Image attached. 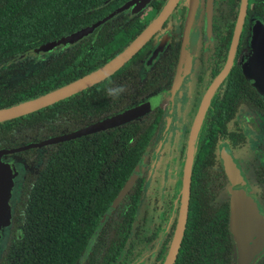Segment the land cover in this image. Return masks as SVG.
<instances>
[{
  "label": "flooded vegetation",
  "instance_id": "1",
  "mask_svg": "<svg viewBox=\"0 0 264 264\" xmlns=\"http://www.w3.org/2000/svg\"><path fill=\"white\" fill-rule=\"evenodd\" d=\"M130 1L105 0L103 4H116L101 18L118 7L128 5L85 36L93 34L99 26L111 20L120 21L116 25L118 32L126 27L132 29V32H141L156 22L167 2L135 0L130 4ZM241 4L242 0H177L142 47L119 68L121 70L124 67L121 73L125 89L138 94L147 87L150 91L145 93L142 100L150 97L159 99L147 112L157 110L160 123L148 151L140 156H143V168L133 184L143 177L144 189L136 209L131 206L118 207L128 190L101 223L102 216L114 198L103 209L100 192L97 190L101 177L81 176L83 180L92 178L97 184H86L82 202L77 204L75 214L76 209L63 208L66 216L74 221L61 224L68 228L67 245L63 247L66 249L64 255L68 256L72 264H164L170 248L166 250L170 226L179 213L186 150L201 108L203 113L194 142L193 164L197 148L207 146L213 150L208 163L215 173L224 176L226 180L216 200L228 197V228V180L223 164L226 154L244 173L264 215V96L256 90L243 71L256 44L264 40V0H246L232 60L226 74L214 84L227 66ZM57 47L60 46L53 45L40 56L55 52ZM183 47H186V51L182 54ZM184 54L188 56L186 66L182 65L181 60ZM26 58L32 57L21 60ZM31 64L21 63L17 70L22 72L30 69ZM133 100L130 99L126 107L134 105ZM60 133L70 131L62 130ZM165 151L171 153L166 154ZM0 159L10 162L14 167L8 198L9 221L0 231V264H7L11 256L5 254L3 258V253L12 242L11 237L13 244L20 239L22 219L16 214L21 213L22 201L27 196L26 172L31 166L35 171L40 161L33 160L27 168L22 162L25 159L15 152L2 153ZM180 172L181 183L178 187ZM131 213L135 214L134 217ZM45 217H49V213ZM50 219V226H56L53 218ZM48 226L46 223L45 228ZM39 227L33 219L34 250L40 242ZM47 235L48 241L53 242L51 235ZM51 246L48 245L49 248ZM262 256L257 257V260Z\"/></svg>",
  "mask_w": 264,
  "mask_h": 264
},
{
  "label": "trees",
  "instance_id": "2",
  "mask_svg": "<svg viewBox=\"0 0 264 264\" xmlns=\"http://www.w3.org/2000/svg\"><path fill=\"white\" fill-rule=\"evenodd\" d=\"M104 1L0 0V108L49 92L95 70L143 31L132 32L126 27L118 32L116 25L120 21L111 20L99 26L93 34L73 44L57 47L51 54L12 61L32 47L56 40L98 20L116 4L106 5ZM27 62H32L30 69L17 70L21 63ZM118 69L67 98L0 122V150L50 139L62 135V130H78L90 122L104 120L151 99L142 100L150 91L147 87L138 94L125 89L121 73L124 67ZM130 99H134V105L126 107ZM159 123L160 114L155 110L88 135L16 151L25 159L22 162L27 168L33 160L40 163L35 171L31 166L26 172L27 196L22 201L21 213L16 214L22 219L20 239L13 244L11 237L12 242L3 253V258L5 254L11 256L6 263L72 264L64 255L66 249L63 247L67 245L68 228L61 224L74 221L66 216L63 208L76 209L75 214L86 184H97L92 178L83 180L81 176L101 177L97 190L101 207L105 208L140 156L148 151ZM212 152L207 146L195 151L187 219L173 264H235L236 251L228 228V197L216 200L226 180L211 169L208 161ZM177 181L179 187L181 172ZM143 185V177L138 178L118 207L136 209ZM46 213L49 217H45ZM134 215L131 213L132 217ZM50 218L56 226H50ZM33 219L40 225V242L35 250L32 245ZM46 223L49 224L47 228ZM176 223L177 219L170 226L166 250L173 239ZM47 233L53 242L48 241ZM49 244H52L51 248ZM255 264H264V253Z\"/></svg>",
  "mask_w": 264,
  "mask_h": 264
},
{
  "label": "water",
  "instance_id": "3",
  "mask_svg": "<svg viewBox=\"0 0 264 264\" xmlns=\"http://www.w3.org/2000/svg\"><path fill=\"white\" fill-rule=\"evenodd\" d=\"M176 1L177 0H167L165 6L156 18V22H154L151 26L145 28L129 45H127L120 53H118L104 65L54 90L10 106L1 107L0 122L16 118L46 107L59 100L67 98L87 87H90L111 75L125 62H127L140 49V47H142V45L155 30V27L170 12ZM134 2L135 0H131L129 3L131 4ZM126 5H128V3ZM245 5L246 0H242L236 34L232 41L228 63L225 70L217 78L214 84H216L226 74L232 60V55L238 38V30L245 12ZM125 6L118 7L116 10L106 15L104 18H101L90 25L80 28L75 32L61 36L56 40L45 42L32 47L14 57L12 61L17 62L25 57L40 56L44 52L48 51L53 45L62 46L67 43L72 44L80 37L85 36L88 32H91L94 27L101 24L104 20H109L114 15L122 11ZM243 71L249 77L251 84L256 88V90L264 96V40H261L256 44L248 63L243 68ZM158 100L159 99L155 97L151 98L120 113L114 114L104 120L93 123L83 129H78L70 133L62 134L43 141L32 142L26 146L17 147L14 149L0 150V155L2 153L21 151L29 147H35L38 145L42 146L44 144L53 143L56 141L69 140L71 138L91 133L96 130L119 125L152 109L158 103ZM200 110L201 112L197 116L195 125L192 130L190 142L186 150L184 171L182 175L179 213L173 239L171 241V245L164 264H173L185 229L190 194V176L194 157V142L197 136L198 125L201 121L203 108H201ZM223 164L228 180L227 191L229 195L230 207L229 232L233 239L234 248L236 251L235 264H255L257 257L264 253V215L260 210V206L245 179L244 173L232 162V159L228 154L225 155ZM10 166V170L13 171V166ZM142 168L143 156L138 160L137 164L131 170L123 186L120 188V190L112 200L105 214L102 216L101 223L104 222L107 213H109L116 206L123 195L129 190V188L141 172ZM3 169H5V171H2ZM11 171L7 172L5 167L0 169V227L1 225L4 226V224L8 223L9 221L10 214L8 198L10 195V186L8 182L12 178ZM3 176L6 177L5 180H3L2 178ZM4 183L6 188L5 190L2 187ZM2 218L4 219L3 224H1Z\"/></svg>",
  "mask_w": 264,
  "mask_h": 264
},
{
  "label": "rangeland",
  "instance_id": "4",
  "mask_svg": "<svg viewBox=\"0 0 264 264\" xmlns=\"http://www.w3.org/2000/svg\"><path fill=\"white\" fill-rule=\"evenodd\" d=\"M189 1H192V0H189ZM192 11H193V9H191V13H192ZM191 16V15H190ZM192 17V16H191ZM193 18V17H192ZM185 46V45H184ZM184 48V50H183V52H182V54L186 51V47H183ZM181 60H182V65L183 66H186L187 64H188V56L186 55V54H184L183 56H182V58H181ZM155 98H157V97H155ZM166 152V154H170L171 153V151H165ZM1 156V155H0ZM10 165H12L10 162H4V161H2L1 159H0V169L1 168H3V167H5L6 168V171L7 172H10L11 170H10ZM13 166V165H12ZM12 169V168H11ZM2 171H5V169H3ZM13 172V173H12ZM11 174H12V178H11V180L8 182V184H9V186H10V191H11V187H12V183H13V176H14V167H13V171H11ZM3 178V180H5V178L6 177H2ZM3 188H4V190L6 189L5 188V183H4V185L2 186ZM4 223V219L2 218V220H1V224H3ZM7 225V223L6 224H4V226H6ZM4 226H2L1 225V229H2V227H4ZM1 229H0V231H1Z\"/></svg>",
  "mask_w": 264,
  "mask_h": 264
}]
</instances>
